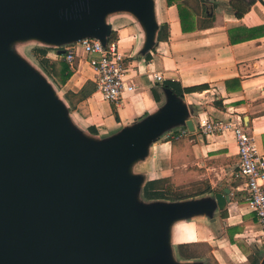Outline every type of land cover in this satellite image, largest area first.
<instances>
[{"label":"water","instance_id":"water-1","mask_svg":"<svg viewBox=\"0 0 264 264\" xmlns=\"http://www.w3.org/2000/svg\"><path fill=\"white\" fill-rule=\"evenodd\" d=\"M115 10L136 17L149 49L153 0H0V264H201L171 254V225L211 216L230 200L227 187L198 199L143 198L132 164L166 129H193L175 94L135 124L94 138L73 124L44 73L11 47L35 40L63 52L86 37L105 45L111 26L103 16Z\"/></svg>","mask_w":264,"mask_h":264},{"label":"crops","instance_id":"crops-1","mask_svg":"<svg viewBox=\"0 0 264 264\" xmlns=\"http://www.w3.org/2000/svg\"><path fill=\"white\" fill-rule=\"evenodd\" d=\"M184 1L196 13V27L186 32L181 29L174 2L153 0L157 29L147 50H143V27L132 13L121 11L110 25L116 35L113 41L124 53L128 75L136 85L133 91L123 93L118 103L104 100L96 90L74 110L69 109L63 92L77 90L85 81L95 80L88 65L90 56L80 47L75 49L73 74L59 91L73 124L94 138H106L155 113L166 103L168 92L186 105L193 129L185 125L166 129L149 143L146 154L132 164V172L141 175L144 182L168 179L173 189L183 191L185 196L181 200L205 198L225 187L229 189L230 200L224 209L216 208L211 216L199 214L174 221L170 230L172 249L181 243L214 239L222 220L227 222V228L236 227L234 235L241 234V227L252 230L251 235L258 234L259 229L256 215L245 205L243 182L234 175L240 157L233 133L225 130L202 134L198 117L207 115L240 124L252 135L257 151L264 153V35L231 43L228 34L237 27L264 26V0H256L241 18H236L228 8L229 0H202L203 4L200 0ZM212 4L213 20L209 26L201 27L205 10L202 5L210 12ZM163 24L167 28L163 29ZM71 46L68 43L60 47L66 50ZM154 72L162 76L161 81L153 79ZM167 81L178 83L180 94L166 86ZM187 87L190 90H184ZM223 210L225 217L221 216ZM232 244L228 250L212 247V256L218 264L261 263L264 251H258V244L253 255L237 249L243 258L232 263L227 255L234 250ZM179 261L188 260L179 258Z\"/></svg>","mask_w":264,"mask_h":264},{"label":"built area","instance_id":"built-area-1","mask_svg":"<svg viewBox=\"0 0 264 264\" xmlns=\"http://www.w3.org/2000/svg\"><path fill=\"white\" fill-rule=\"evenodd\" d=\"M78 47L90 56L88 65L95 73L96 90L104 100L118 103L123 93L135 89V82L128 75L129 67L125 63V55L117 41H108L103 45L97 38H82L66 48L65 59L70 64L73 63L75 49ZM152 77L156 81L162 80V76L157 72H154ZM198 127L205 135L225 130L233 133L240 157L239 168L234 175L243 182L245 205L256 215L259 225L258 234L254 233V237L264 249V153L257 151L252 135L232 120L221 121L200 115Z\"/></svg>","mask_w":264,"mask_h":264},{"label":"trees","instance_id":"trees-1","mask_svg":"<svg viewBox=\"0 0 264 264\" xmlns=\"http://www.w3.org/2000/svg\"><path fill=\"white\" fill-rule=\"evenodd\" d=\"M256 0H229L228 8L232 11L236 18H241L249 10L251 5ZM167 4L175 3L178 10L179 21L182 31L186 32L196 27V13L192 7L184 0H166ZM200 2L203 4L202 0ZM203 19L200 20L201 27L209 26L213 20V7L211 5L210 12L205 5ZM167 28V25L163 24L162 28ZM229 41L236 43L251 38H256L264 35V26H254L251 28L237 27L235 30L229 31ZM116 35L111 31L109 41L115 40ZM63 49V48H60ZM59 48H53L45 45H32L26 53L33 63L44 73V75L50 80L56 89L61 90L62 86L67 82L70 76L73 74V65L66 61V50L58 52ZM72 65V66H71ZM166 86L171 88L177 94H180L181 87L178 83L173 81H167ZM184 90H190V88H184ZM96 91V85L91 80L85 81L77 90H67L64 92L63 97L69 104V109L74 110L77 104ZM92 130V128H91ZM143 198L145 200H167L178 201L184 199L181 191H177L172 188L170 182L166 178H158L147 180L142 190ZM225 210L221 212V216L225 217ZM255 217V216H254ZM256 218V217H255ZM236 227L230 228L229 238H232L237 230ZM190 243H181L177 245V256L181 260H191L196 258L195 255L189 250Z\"/></svg>","mask_w":264,"mask_h":264},{"label":"rangeland","instance_id":"rangeland-1","mask_svg":"<svg viewBox=\"0 0 264 264\" xmlns=\"http://www.w3.org/2000/svg\"><path fill=\"white\" fill-rule=\"evenodd\" d=\"M120 13H121V11H118V10L107 12L103 16V19L106 23L112 25L113 22H115L117 20V18H118L117 16H119ZM37 44H39V42H37L35 40H26V41L25 40H19V41L13 42L11 47H12L13 51H16L23 58L27 59L29 61V63L35 69L40 70L33 63V61L28 57V55L26 53L27 48H29L32 45H37ZM5 47L8 50V44ZM53 87H54V90H55L57 96H61V95H59L60 94L59 91H61V90L56 89L54 85H53ZM61 99H63V98L61 97ZM181 192H183V191H181ZM161 201H167V200H161ZM226 223L227 222L224 220H222L221 222L219 221V224L217 225L218 234L216 237H214V239H210V240H208V242H198V243L190 244V247L188 249L191 250V252L193 254L198 255L196 258H192L190 261H197V262H200L201 264H218L217 260L215 258H213V256H212V251H211L212 247H215V246H218L221 248L225 247L228 250V248L231 247V244L233 242L234 243L232 244V246H233L232 249H234V250L233 251L229 250L227 252V255L231 259L230 261L232 263H237L239 260H241L243 258V256L239 252H237L238 251L237 249H241L245 252H248L251 255H253V253L256 252V249H257L256 244L260 245V243L257 240V238L254 237V235L250 234V233H253L252 230L244 229V227H241L240 228V231H241L240 235L239 234L233 235L232 238H229L230 229L226 227ZM202 234L205 235L206 237L208 236L204 233H202ZM258 247H259L258 251H260V252L264 251L262 246H258ZM170 250L172 251L171 254L173 253L175 259L177 261H179V258L177 256V249H170Z\"/></svg>","mask_w":264,"mask_h":264},{"label":"bare ground","instance_id":"bare-ground-1","mask_svg":"<svg viewBox=\"0 0 264 264\" xmlns=\"http://www.w3.org/2000/svg\"><path fill=\"white\" fill-rule=\"evenodd\" d=\"M186 237V236H185Z\"/></svg>","mask_w":264,"mask_h":264}]
</instances>
